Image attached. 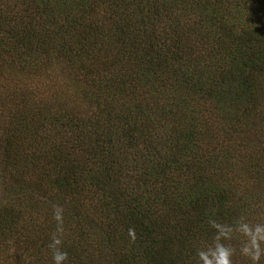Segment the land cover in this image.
Segmentation results:
<instances>
[{"label":"trees","instance_id":"1","mask_svg":"<svg viewBox=\"0 0 264 264\" xmlns=\"http://www.w3.org/2000/svg\"><path fill=\"white\" fill-rule=\"evenodd\" d=\"M54 65L82 68L73 80L96 116L69 103ZM35 75L54 79L45 92L58 103L27 112L42 101L43 89L23 81ZM0 81V185L10 198L0 206V264H52L56 236L63 264H101L83 233L65 232L95 194L97 227L114 224L103 233L121 239L108 247L119 251L115 264H200L212 222L231 226L245 210L225 174L258 151L242 135L264 129V0H0ZM127 85L148 96L129 102ZM43 191L71 207L63 233L45 213L23 214ZM22 235L20 259L11 246Z\"/></svg>","mask_w":264,"mask_h":264},{"label":"rangeland","instance_id":"2","mask_svg":"<svg viewBox=\"0 0 264 264\" xmlns=\"http://www.w3.org/2000/svg\"><path fill=\"white\" fill-rule=\"evenodd\" d=\"M121 67H123L125 69V72L128 71L129 72V67L127 66V64H121ZM62 68V67H61ZM59 69L58 67H56V65H54V70H55V74H58L57 76L59 78H57L59 81L63 82V88L65 89V96L69 99V103L71 104L72 102H78L81 106V112L84 115H94L96 116L98 114V108L95 106H90L89 104L85 103V100L83 98L82 91L79 88V83L78 81H76V79L73 80V76H76L79 74V70L81 69H75L74 72H71V74H69L68 70L65 68ZM113 71V73H115V69L112 68L111 69ZM13 74L16 75V78L20 79V77H22V74L15 71ZM36 74V73H34ZM36 77H33V81H30V79H28L29 77L25 76L24 80L25 83L26 81L31 82L32 86L36 85L38 87H41L43 89V93L42 95H38L39 98H37V102H39L38 99H41L42 101L40 103H36V101L32 102L30 107L27 106L26 111L29 112L30 110L33 109V107L38 106L39 108L44 104V103H49V105L54 106L55 104L58 103L54 102L53 99H55L57 96L53 97L51 96V94L48 92H45V90H48V87H50V83H52V81L54 79H47L46 77H43L41 79L37 78V75H35ZM3 79H5L4 77H2ZM69 78V79H68ZM86 80V79H85ZM83 80V84L84 81ZM71 81H73V86L71 85ZM75 81V82H74ZM1 82L0 81V87L1 86ZM147 85V84H146ZM18 88V85H14L13 88H11V90L13 91L14 89ZM10 89V87H9ZM126 89L128 90V95H127V99L129 102L131 103H135L137 101V96L139 93H142L145 89L143 87V85L137 86L135 89H131L130 86H126ZM52 90V88H51ZM79 90V92H77ZM3 90L0 89V96H2V92ZM50 91V90H48ZM81 91V92H80ZM130 91V93H129ZM15 92H19V91H15ZM144 96H148V93H144ZM65 100V99H64ZM20 106V105H19ZM18 106V107H19ZM201 106V104H196L195 107H199ZM14 108V107H13ZM215 106L213 104H211L209 106L208 109H206V111H211V113L213 114V119L214 117H217V115H219L217 113V110L214 109ZM34 110V109H33ZM32 110V111H33ZM30 115V114H28ZM222 131H220L219 134H221ZM169 134V133H168ZM224 138L226 139V137L228 136V133L224 130L223 132ZM247 138V142H249L250 140H254L256 144H258L259 146L257 153L254 154L253 158L251 159L250 162H239V160L237 158H235L236 162H233V166L232 168L227 169V172L225 174V176L227 177V182H231L233 184V180L235 181L234 183V189L236 192H238L242 199L239 201L243 206L244 204H246L245 210L242 212V214L240 213V217H243L245 222L255 225L257 223H264V129L258 128L257 130V126L255 127V129L253 131H251V133H247L245 135H242V137ZM231 137H233V135H231ZM263 141V142H262ZM252 161H256V163H252ZM124 172H126L128 175L133 173V181H137V179H139V176L137 174V172L135 173L133 171L132 168H124ZM123 173V171H122ZM255 175L257 178V175L260 177V185L259 183L255 180H253L254 178L252 177V175ZM121 177V183L120 185H128L126 181L127 178L125 177ZM135 183V182H134ZM113 185L114 184H110ZM115 187V186H114ZM235 192V193H236ZM8 192L4 189H2V186L0 185V206L6 202L10 201V198L7 196ZM103 194V193H102ZM97 194L92 195V204L93 205H89L88 207H86L85 213L83 212L84 216L83 217H79L78 219H76L74 217V219H69V221H71L73 224L70 225L71 222H67L68 224V228L65 230V232L67 233H72V232H81L84 235V240L86 241V252H89L91 255L94 254L95 257H97L96 261L98 262V260L100 259L101 264H115L114 262H112L110 260V258H112L113 256H117L119 253V251H112L110 250L111 248L108 249L110 243H114L117 247H120V241L121 239L119 238V236L117 234H115L116 236L113 237V241H111L109 239V237L103 233V231H106L107 228H112L113 226H115L114 224H112V226H107L105 228H103L102 226L97 227L96 225V219H95V213L93 214V206L95 204V200H97ZM112 195H110L108 197V199L111 197ZM240 196L238 197L239 199L241 198ZM29 201H27V206L25 210L22 207L18 208H22L23 209V214L26 215V211H27V218L28 215H30L28 213V211H39L40 214L45 213V217L43 218L44 220L47 221H51L52 223L56 222L54 220H52V214L53 211L56 208H62L63 212L64 211H68L70 210L71 207H67L68 204L65 203V201L63 200H59L58 197H56L55 195H53L51 192H40V193H32L31 195H29V198H27ZM56 199V201H55ZM88 202V201H87ZM163 200L158 199L157 202L154 204L153 208L154 211L157 209V211L159 213L160 209L157 207H162V203ZM90 202H88L89 204ZM177 210H181L182 207H177ZM158 215V214H157ZM178 215V212H174V214L172 215V217L174 219H176ZM44 216V214H43ZM51 216V218H49ZM161 216V215H160ZM164 216H161L157 219L160 220V222L163 220L164 221ZM177 218H180V216H178ZM80 219V220H79ZM82 220V224H80V221ZM51 225V224H50ZM72 226V227H71ZM105 226V225H103ZM25 234V233H24ZM62 239L63 236H62ZM25 240H26V235H22L20 237H15L13 238L12 242V254L14 255H19V258L22 259L25 256ZM245 238L238 232H234L232 235L231 239L225 240V243L228 244V246H231L235 249V252L232 256V264H252V261L246 257L240 254V248L243 246ZM81 245H85V243H82ZM114 245V246H115ZM113 246V247H114ZM172 248L170 249V251L173 252V255L177 256V255H181L183 256L184 251L181 250V247H179L178 245H171ZM262 247H264V245H262ZM88 248V249H87ZM184 249V248H182ZM204 249V248H203ZM80 250V247H79ZM9 253V251H8ZM264 254L261 255L258 264H264ZM114 261V260H113ZM12 264H23L18 260H16V262L12 263ZM53 264V263H52ZM92 264H94V261L92 262ZM202 264V263H200Z\"/></svg>","mask_w":264,"mask_h":264},{"label":"clouds","instance_id":"3","mask_svg":"<svg viewBox=\"0 0 264 264\" xmlns=\"http://www.w3.org/2000/svg\"><path fill=\"white\" fill-rule=\"evenodd\" d=\"M52 219L56 222V232L63 233L64 212L62 208H56L53 211ZM212 227L217 230L214 237L213 246L207 251L199 250L198 260L202 264H232V256L235 249L221 243V239L228 240L232 238L234 232L240 233L244 238L243 246L240 248V254L248 257L252 264H258L262 254H264V223L255 225L245 222L241 217L234 222L233 225H221L212 222ZM129 235L134 238V232L129 229ZM62 239L59 236L53 238L50 248H53L52 260L53 264H63L67 260V252L60 249Z\"/></svg>","mask_w":264,"mask_h":264}]
</instances>
